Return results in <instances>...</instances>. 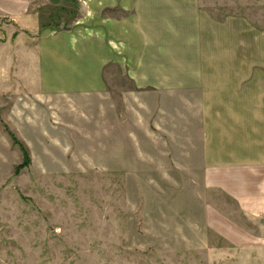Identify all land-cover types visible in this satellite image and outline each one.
<instances>
[{
	"label": "crops",
	"instance_id": "obj_1",
	"mask_svg": "<svg viewBox=\"0 0 264 264\" xmlns=\"http://www.w3.org/2000/svg\"><path fill=\"white\" fill-rule=\"evenodd\" d=\"M45 1L0 0V18L18 28L12 42L0 39V107L25 143L47 159L58 150L60 163L72 156L126 174L186 165L205 211L223 214L208 225L232 243L230 230H253L234 237L264 244L258 32L215 17L201 0H77L68 27L38 29ZM210 192L228 199L220 211ZM230 202L241 222L226 215Z\"/></svg>",
	"mask_w": 264,
	"mask_h": 264
},
{
	"label": "rangeland",
	"instance_id": "obj_2",
	"mask_svg": "<svg viewBox=\"0 0 264 264\" xmlns=\"http://www.w3.org/2000/svg\"><path fill=\"white\" fill-rule=\"evenodd\" d=\"M47 2L39 3L46 18L38 29L50 23L66 28L76 19L77 0ZM201 6L215 17L229 16L231 25L243 19L247 32L259 34L261 48L252 57L264 60V0H201ZM17 29L15 21L0 18V39L12 42ZM14 79L4 96L8 104ZM5 109L0 107V264H264V244L234 237L253 230H230L232 243L221 228L208 225L223 214L205 211L206 198L188 166L173 164L165 173L169 166L142 171L134 165L126 174L110 171L114 164L84 165L72 156L60 163L53 149L47 159L45 148L25 143ZM210 193L207 201L223 209L219 203L228 199ZM229 207L234 212L226 215L238 221L235 206Z\"/></svg>",
	"mask_w": 264,
	"mask_h": 264
}]
</instances>
